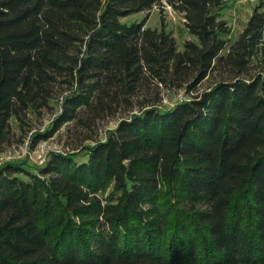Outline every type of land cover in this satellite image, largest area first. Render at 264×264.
Instances as JSON below:
<instances>
[{"label":"trees","instance_id":"1","mask_svg":"<svg viewBox=\"0 0 264 264\" xmlns=\"http://www.w3.org/2000/svg\"><path fill=\"white\" fill-rule=\"evenodd\" d=\"M226 1L0 0V155L75 140L0 165V264H264V2L228 44ZM163 3L182 51L122 21Z\"/></svg>","mask_w":264,"mask_h":264},{"label":"rangeland","instance_id":"2","mask_svg":"<svg viewBox=\"0 0 264 264\" xmlns=\"http://www.w3.org/2000/svg\"><path fill=\"white\" fill-rule=\"evenodd\" d=\"M264 2V0H227L225 9L222 10L220 17L225 21H228L230 26V32L225 36L228 44L236 41L239 38V34L242 29L246 26L248 18L252 14L256 4ZM146 20V26L152 29L158 28L163 29L167 33L172 34L177 41V47L179 51L184 48V43L188 39H195L194 36L189 34L185 27V22L183 16L177 13L171 6L167 4H159L153 7L150 11H144L141 13H135L128 15L123 18V22H141ZM184 94L181 92L175 93L173 99L166 95L165 104L172 105L177 100H183ZM33 131H31L24 139L22 144L14 145L8 149L3 155H0V162L4 163L6 161H19L22 162L28 169L35 170L37 167L41 166L39 163L43 160H39V157L44 158V162L49 158L50 153H69L70 150L75 147V140L72 134L68 133L67 126L59 129L55 134H51L45 139H40L37 144H35L31 139V134L34 131L45 133L53 120V115L46 114L42 118L35 117L34 114L30 115ZM117 119L105 121L102 124L99 139L104 137V133L108 129H113L116 126ZM14 134L17 136L24 135V132L17 127V123L13 121ZM85 144V143H84ZM91 142H86V145H91ZM84 157V154L80 153L79 159ZM46 159V160H45Z\"/></svg>","mask_w":264,"mask_h":264},{"label":"built area","instance_id":"3","mask_svg":"<svg viewBox=\"0 0 264 264\" xmlns=\"http://www.w3.org/2000/svg\"><path fill=\"white\" fill-rule=\"evenodd\" d=\"M39 160H40V161H41V160H43V161H41V162L39 163L40 165H43V164H45V163H46V161H47V160L45 159L46 161L44 162V158H43L42 156H40V157H39ZM2 164H3V163H2V162H0V165H2Z\"/></svg>","mask_w":264,"mask_h":264}]
</instances>
